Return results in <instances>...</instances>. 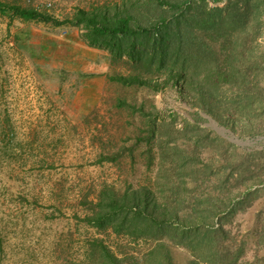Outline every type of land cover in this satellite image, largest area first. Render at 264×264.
<instances>
[{"label":"rangeland","instance_id":"rangeland-1","mask_svg":"<svg viewBox=\"0 0 264 264\" xmlns=\"http://www.w3.org/2000/svg\"><path fill=\"white\" fill-rule=\"evenodd\" d=\"M0 1L64 21L55 25L0 14V264H97L103 248L121 264H187L196 259L189 248L165 237L161 241L168 243L169 261L149 254L154 240L97 230L84 219L90 202L103 185L153 187L159 148L157 136L150 143L145 140L150 113H159L157 123L162 124V117L170 121L168 114L175 112L174 127L181 129L185 119L199 112L206 118L204 126L217 132L207 125L213 121L244 142L236 144L264 149V94L256 98L249 117L235 114V121L224 126L171 83L155 89L114 79L134 74L127 58L115 60L108 50L88 45L82 24L70 20L77 9L113 11L135 0ZM226 1L208 0L211 6ZM249 2L245 32L255 36L250 48L257 55L264 49V0ZM176 142L192 154V140L178 137ZM239 151L228 148L221 156L200 147L197 167L215 173L200 186L205 192L228 173L219 168L224 157L246 159L239 158ZM114 155V161L105 158ZM263 165L252 167L259 178L245 180L261 188L257 198L224 223L233 238L226 242L243 245L236 264H264ZM244 188L230 177L220 195L238 198Z\"/></svg>","mask_w":264,"mask_h":264},{"label":"trees","instance_id":"trees-1","mask_svg":"<svg viewBox=\"0 0 264 264\" xmlns=\"http://www.w3.org/2000/svg\"><path fill=\"white\" fill-rule=\"evenodd\" d=\"M249 1L227 0L223 5L211 6L208 0H135L113 11L107 7L77 9L70 23L82 24V36L88 45L108 50L115 60L127 58L134 74L114 79L155 89L171 83L181 96L193 99L200 111L229 126L235 114L249 117L256 98L264 94V49L256 55L250 48L255 36L249 38L245 32ZM257 7H253V15ZM0 14L55 25L64 22L36 9L1 1ZM158 117L159 113L149 114L145 137L147 143L158 137V179L153 187L127 186L119 190L103 185L96 200L90 202L85 221L100 231L110 229L134 239L154 240L156 244L149 254H162L167 261L169 246L161 241L162 237L196 254V259L187 264H236L243 245L232 247L226 242L233 238L224 223L257 198L261 188H252L245 180L260 177L252 167L264 164V149L249 150L227 140L204 126L206 118L199 112L191 120L185 119L181 129L174 127L175 112L168 114L170 121L161 116L162 124L157 123ZM178 137L192 140V156L177 144ZM205 146L221 156L228 148L241 149L239 158L246 157L240 161L224 157L219 168L228 173L213 182L207 192L200 186L215 173L201 171L202 167L196 165L200 163V147ZM105 158L114 161L115 155ZM230 177L245 187L238 198L220 195ZM189 182L194 185L189 186ZM101 257L97 264H121L105 248Z\"/></svg>","mask_w":264,"mask_h":264},{"label":"water","instance_id":"water-1","mask_svg":"<svg viewBox=\"0 0 264 264\" xmlns=\"http://www.w3.org/2000/svg\"><path fill=\"white\" fill-rule=\"evenodd\" d=\"M207 125L212 126L214 129L217 130V132L223 136H225L227 139H229L232 142L238 143V144H243L244 142L236 137H234L232 134L230 135L227 132V129H225L224 127H219L217 125H215V123L213 121H211L210 123H208Z\"/></svg>","mask_w":264,"mask_h":264}]
</instances>
